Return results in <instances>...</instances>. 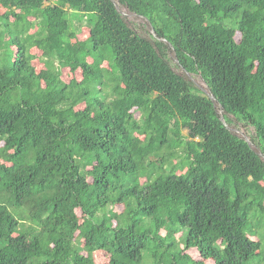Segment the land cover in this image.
Listing matches in <instances>:
<instances>
[{
	"label": "trees",
	"instance_id": "16d2710c",
	"mask_svg": "<svg viewBox=\"0 0 264 264\" xmlns=\"http://www.w3.org/2000/svg\"><path fill=\"white\" fill-rule=\"evenodd\" d=\"M0 7V264H264V0Z\"/></svg>",
	"mask_w": 264,
	"mask_h": 264
},
{
	"label": "rangeland",
	"instance_id": "374dc122",
	"mask_svg": "<svg viewBox=\"0 0 264 264\" xmlns=\"http://www.w3.org/2000/svg\"><path fill=\"white\" fill-rule=\"evenodd\" d=\"M117 2V0H115ZM117 7L118 9L121 11L122 15L131 23L133 24V26H135L138 31H142V27L143 25L146 23V19L141 17V16H138L134 13H131L126 7H123V6H120L118 3H117ZM0 11H4V9L2 7H0ZM33 31V30H32ZM79 39H84V33H80L79 34ZM34 53L37 55V58L33 60V64L34 66L39 70L41 69L42 67H44V63L42 62L43 60L39 57H41V51L38 50V49H34L33 50ZM62 75H63V78L66 80V81H69L70 77L71 76H75L76 78H81V73L80 72H73L70 71L69 68H66V69H63L62 70ZM193 81L201 88L203 89L204 91H207V86H206V83L205 81H203V79L200 77V76H193ZM79 107H83V105H79ZM139 116V115H138ZM233 128V127H232ZM186 132V131H185ZM238 134L242 135V136H245L246 138H249L247 133H246V130H243V128H241L239 131H237ZM1 161V159H0ZM184 171H179V173H183ZM115 209H121L119 207L115 208ZM196 253V251H195ZM94 256H95V260L98 264H107V255L106 253L104 252H95L94 253Z\"/></svg>",
	"mask_w": 264,
	"mask_h": 264
},
{
	"label": "water",
	"instance_id": "95a60500",
	"mask_svg": "<svg viewBox=\"0 0 264 264\" xmlns=\"http://www.w3.org/2000/svg\"><path fill=\"white\" fill-rule=\"evenodd\" d=\"M222 119H224V115H222Z\"/></svg>",
	"mask_w": 264,
	"mask_h": 264
}]
</instances>
